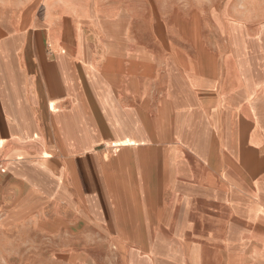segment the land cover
<instances>
[{"label": "crops", "instance_id": "obj_1", "mask_svg": "<svg viewBox=\"0 0 264 264\" xmlns=\"http://www.w3.org/2000/svg\"><path fill=\"white\" fill-rule=\"evenodd\" d=\"M157 9L0 0V264H264V11Z\"/></svg>", "mask_w": 264, "mask_h": 264}, {"label": "rangeland", "instance_id": "obj_2", "mask_svg": "<svg viewBox=\"0 0 264 264\" xmlns=\"http://www.w3.org/2000/svg\"><path fill=\"white\" fill-rule=\"evenodd\" d=\"M216 4L219 6H229L236 9L241 14L258 12L263 13L264 11V0H143V5L153 6L158 8V13H167L174 10H178L182 4H190L195 6V4ZM149 9V7H146ZM57 259H59L60 264H70L72 255L67 252H62L57 254Z\"/></svg>", "mask_w": 264, "mask_h": 264}]
</instances>
